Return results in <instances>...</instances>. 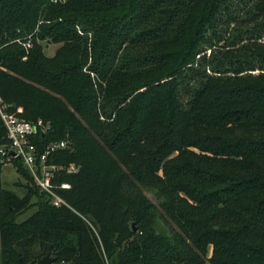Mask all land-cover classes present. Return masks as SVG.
<instances>
[{"label": "trees", "instance_id": "trees-1", "mask_svg": "<svg viewBox=\"0 0 264 264\" xmlns=\"http://www.w3.org/2000/svg\"><path fill=\"white\" fill-rule=\"evenodd\" d=\"M0 99L79 169L13 162L0 264H264V0H0Z\"/></svg>", "mask_w": 264, "mask_h": 264}, {"label": "built area", "instance_id": "built-area-1", "mask_svg": "<svg viewBox=\"0 0 264 264\" xmlns=\"http://www.w3.org/2000/svg\"><path fill=\"white\" fill-rule=\"evenodd\" d=\"M14 42L24 47L26 51L31 48V36L16 39ZM19 112L21 109H18L16 113ZM16 113L8 110V105L0 99V125L5 130V140L7 141L5 145L0 146V171L4 165L19 162L21 167L29 172L33 185L39 192L44 193L47 201L53 207H69L58 194V190H68L70 185L65 182L53 183V181L61 172L71 175L79 169L73 163L61 165L53 163L51 160L57 151L69 149L68 141L50 142L38 150L31 138L38 132L47 131L48 125L40 119L35 122L21 119Z\"/></svg>", "mask_w": 264, "mask_h": 264}, {"label": "rangeland", "instance_id": "rangeland-1", "mask_svg": "<svg viewBox=\"0 0 264 264\" xmlns=\"http://www.w3.org/2000/svg\"><path fill=\"white\" fill-rule=\"evenodd\" d=\"M45 47V55L51 56V54L54 52V50L58 47L57 45H44ZM1 174H0V187L5 190H10L14 192L18 197H22L25 194L24 184L25 180H23L18 173L13 169L11 164L4 165L1 168ZM145 195L147 198H150L153 203H156L155 198L152 196V193L145 192ZM30 202L32 204H35V198H31ZM36 209L35 205L31 206L23 215H20L17 217V222H21L25 220V217L29 216L32 212H34ZM165 226V225H164ZM162 224L160 225V228L162 230V227L166 229V226L164 227ZM167 230V229H166Z\"/></svg>", "mask_w": 264, "mask_h": 264}, {"label": "water", "instance_id": "water-1", "mask_svg": "<svg viewBox=\"0 0 264 264\" xmlns=\"http://www.w3.org/2000/svg\"><path fill=\"white\" fill-rule=\"evenodd\" d=\"M131 230L134 231V226L131 225ZM55 259L49 257L48 255H44L40 260L36 262V264H54Z\"/></svg>", "mask_w": 264, "mask_h": 264}, {"label": "crops", "instance_id": "crops-1", "mask_svg": "<svg viewBox=\"0 0 264 264\" xmlns=\"http://www.w3.org/2000/svg\"><path fill=\"white\" fill-rule=\"evenodd\" d=\"M14 169V168H13ZM1 250V249H0Z\"/></svg>", "mask_w": 264, "mask_h": 264}]
</instances>
